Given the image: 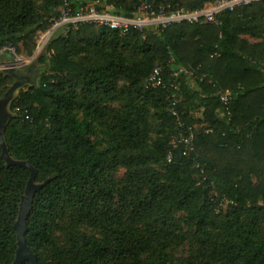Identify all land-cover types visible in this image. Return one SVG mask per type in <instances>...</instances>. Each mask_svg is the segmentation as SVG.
Masks as SVG:
<instances>
[{
    "label": "trees",
    "instance_id": "16d2710c",
    "mask_svg": "<svg viewBox=\"0 0 264 264\" xmlns=\"http://www.w3.org/2000/svg\"><path fill=\"white\" fill-rule=\"evenodd\" d=\"M142 1L176 11L199 10L216 0H0V47L32 55L31 28L46 32L65 3L131 17ZM37 2L44 3L45 13L38 12ZM218 20L157 32L86 25L51 38L47 71L38 86L19 93L12 104L17 116L4 132L10 156L29 162L37 172L35 183L44 185L35 194L25 234L39 264H171L161 251L173 208L188 213L187 222L197 226L200 238L185 264H264V1ZM82 54L99 61L74 59ZM157 66L161 85L144 89L141 84ZM180 67L193 77L181 74L176 92L174 71ZM19 77L17 71L0 73V99ZM120 81L129 88L119 97ZM226 91L232 94L231 120L221 117L218 93ZM119 100L123 111L105 109L106 102ZM140 100L161 111L170 129L156 144L170 185L148 169L147 156L130 155L147 147L148 111ZM105 112L113 125L109 145L98 149L90 138L91 120ZM181 134L193 136L191 158L182 156L184 145L174 148ZM109 163H119L129 174L117 195L119 205L105 184ZM29 178L27 168L6 164L0 143V264L15 261L14 225ZM179 180L186 189L177 194ZM83 227L99 235H86ZM56 231L66 236V249L57 245Z\"/></svg>",
    "mask_w": 264,
    "mask_h": 264
},
{
    "label": "rangeland",
    "instance_id": "374dc122",
    "mask_svg": "<svg viewBox=\"0 0 264 264\" xmlns=\"http://www.w3.org/2000/svg\"><path fill=\"white\" fill-rule=\"evenodd\" d=\"M37 5L38 12L45 13L44 3L37 2ZM49 13L52 15V17H55L57 13V8L53 9L52 11H49ZM31 30L33 31L32 33L36 46L32 55L29 56L28 54H25L23 52H17L15 48H12L15 50V53H6V56L4 58H1L0 60L3 63L4 67H6V71H17L22 77L27 80V83L19 86L14 91L8 103L7 112L10 114L11 118L7 122L6 128L8 127L10 122L17 116L12 109V104L14 103L16 98H18L19 93L21 91L28 90V88H30L32 85L38 86L40 82V76L45 74L47 71V60L49 59L50 55H52V53H48L46 49L42 52L38 51V47L40 45L41 40V32H34V27H32ZM29 57L32 58L28 60ZM41 58L45 59L46 61L41 62ZM74 59L84 64H95L99 61L97 57L93 54H82L78 57H75ZM33 77V82H29ZM148 84L149 83L144 82L143 84H141V86H143V88L145 89L147 88ZM128 88L129 84L127 81L118 82V90L120 91L119 97L121 95V90L125 91ZM194 88L196 89L197 87L195 86ZM123 105L124 103L119 100L117 102H106L104 104V107L106 110H111L112 112L123 111ZM139 106H141L143 110L148 111V114L145 116L146 128L144 130L143 137L147 143V147L143 151L134 150L130 153V155L139 156L143 153V156H147L151 161V164L148 166V169L157 172L161 176V184L165 186L170 185L171 183H168L167 180L164 178V176L167 174V166L165 160L160 155L161 153L159 151V146H156L158 142L162 144L165 141V136L169 133L170 129L164 119L161 118V111L155 109L143 100L139 101ZM108 113L105 112V114H103V116H101L100 118H94L91 120L92 132L90 138L93 144L98 149H105L109 145V131L113 125V121ZM79 118H84L81 113H79ZM147 129H149V131H146ZM140 172L143 173L144 171L140 170ZM128 177L129 174L127 169L122 167V165H120L119 163H109L108 167L106 168V172L104 175L105 184L113 188L115 195V203L117 205H119V198L117 195L121 191L125 190L124 187L128 182ZM184 189H186V183L179 180L175 184L176 193H183ZM121 210L124 211L126 210V208H122ZM127 214L128 213H125V215ZM170 215L172 219L169 222L171 224L168 228H165V230L163 231L166 235L162 240V244L166 245V248H164V251L162 250L161 252H163L164 256L167 257L169 263L185 264L191 258V256H193L194 252L199 246L200 238L196 237L197 226L187 222V212H181L173 208L171 209ZM81 232L86 235H99L98 230L89 227H83L81 229ZM54 239L56 240V243L60 248H67V238L63 233L56 231L54 233ZM156 254H158V251Z\"/></svg>",
    "mask_w": 264,
    "mask_h": 264
},
{
    "label": "built area",
    "instance_id": "2783aa9c",
    "mask_svg": "<svg viewBox=\"0 0 264 264\" xmlns=\"http://www.w3.org/2000/svg\"><path fill=\"white\" fill-rule=\"evenodd\" d=\"M262 1L264 0H216L213 3H207L199 10L181 9L176 11H170L172 9L170 5L155 7L147 1H142L136 10V13L131 17L113 14L106 10L99 12L96 10L95 5H92L89 8L80 7L78 9H73L69 3H65L60 9L59 18L53 22L52 26L46 32H41L38 51L42 52L47 49L51 38L57 33L62 32L66 36L69 31L79 29L86 25H95L114 31L128 33L132 30L138 32L164 31L174 25L184 23L218 24V18L223 13H232L239 7H248L254 3ZM10 52L15 53V50L8 47H0V57ZM30 58L32 57H29L28 60H30ZM3 71H6V67H4L3 63L0 61V73ZM161 73V67L157 66L154 68L148 79L150 86L157 87L161 85ZM181 74H188L190 77H193L191 72H188L182 67L175 70L174 77L176 80L172 87L176 92H179L180 89L178 78ZM218 96L223 107L221 117L231 120L230 106L232 102V94L229 91H226L218 93ZM173 99V104L175 105L178 101L177 96L173 95ZM173 115L177 116L175 110H173ZM180 127H183L181 123ZM173 143L175 149L179 144L184 145L182 156L191 158L189 151L193 148L192 134L188 137H184L181 134L174 139ZM172 159L173 156L170 155L168 161L171 162ZM192 160L194 161L195 159ZM194 168L200 169L201 173L204 174V169L200 164L195 165ZM226 203L228 204V202Z\"/></svg>",
    "mask_w": 264,
    "mask_h": 264
},
{
    "label": "water",
    "instance_id": "95a60500",
    "mask_svg": "<svg viewBox=\"0 0 264 264\" xmlns=\"http://www.w3.org/2000/svg\"><path fill=\"white\" fill-rule=\"evenodd\" d=\"M11 73H14V70H8ZM34 77L29 81L33 82ZM27 83V80L24 77H19L18 81L15 82L9 90L6 92L3 98L0 99V143L2 146V156L6 161L8 166L15 165L25 167L30 171V178L25 189V195L22 197L19 216L17 222L14 225V229L17 232V252L16 258L13 264H23L28 261L30 264H39L37 257L32 253L28 248L25 234L27 231V218L31 212L33 200L37 191H39L44 185H37L35 183V178L37 172L35 168L27 161H17L14 160L8 151L7 145L4 140V130L7 126V122L11 118L10 114L7 112L8 103L14 93V91L21 85Z\"/></svg>",
    "mask_w": 264,
    "mask_h": 264
},
{
    "label": "crops",
    "instance_id": "0c3cea01",
    "mask_svg": "<svg viewBox=\"0 0 264 264\" xmlns=\"http://www.w3.org/2000/svg\"><path fill=\"white\" fill-rule=\"evenodd\" d=\"M251 42H254L253 40H251Z\"/></svg>",
    "mask_w": 264,
    "mask_h": 264
}]
</instances>
